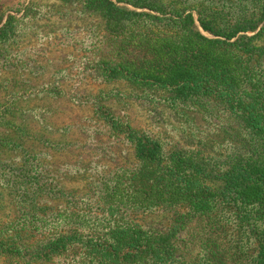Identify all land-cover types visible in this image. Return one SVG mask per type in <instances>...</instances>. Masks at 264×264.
<instances>
[{
	"label": "trees",
	"instance_id": "16d2710c",
	"mask_svg": "<svg viewBox=\"0 0 264 264\" xmlns=\"http://www.w3.org/2000/svg\"><path fill=\"white\" fill-rule=\"evenodd\" d=\"M59 1L101 26L71 38L67 45L78 54L53 75L46 96L61 97L67 80L124 83L151 111L169 108L190 122L185 110H199L225 136L217 155L178 145L114 116L102 105L110 94L97 97L88 120L98 135L132 149L134 161L98 173L83 194L63 188L37 154L0 140L1 150L18 155L0 161V179L20 214L0 231V258L190 264L179 257L177 235L195 225L207 242L216 235L224 249L223 255L204 249L193 264H264V0H246L248 11L230 19L198 0ZM16 25L14 17H0V57L16 41ZM40 142L60 153L70 147ZM155 213L166 215L165 228L139 221ZM204 227L209 234L201 233Z\"/></svg>",
	"mask_w": 264,
	"mask_h": 264
},
{
	"label": "rangeland",
	"instance_id": "374dc122",
	"mask_svg": "<svg viewBox=\"0 0 264 264\" xmlns=\"http://www.w3.org/2000/svg\"><path fill=\"white\" fill-rule=\"evenodd\" d=\"M180 1L185 5L192 3L190 0ZM200 4L206 9L215 7L219 11L221 8L220 14L225 19L248 11L246 0H198L196 5ZM78 10V7L65 6L59 0H0V17H14L18 32L16 41L7 46L0 57V140L13 141L37 154L51 175L57 173L56 180L63 188L83 194L88 181L98 173L134 161L132 149L112 141L105 134L98 135V126L88 120L92 114L91 101L110 94L102 105L114 116L132 126L161 133L165 139L178 145L199 147L206 153L217 155L216 145L225 136L218 123L204 119L199 110H185L190 122L169 108L151 111L134 99L138 90L128 84L99 85L86 80L75 85L74 80H67L61 97L50 98L43 93L53 81V75L68 67L69 57L78 54L67 45L71 38H80L81 28L101 26L99 19L83 17ZM67 29L75 33L65 36ZM44 139L70 147L60 153L62 148L40 142ZM17 156L0 148L2 162L12 161ZM12 201L13 196L0 179V231L9 228L7 226L20 215ZM139 221L157 230L165 228L168 223L162 213L142 216ZM198 232V228L191 225L190 230L177 235L178 254L182 260L193 264L200 252L209 248L219 249L217 253L223 255L224 243L216 235L210 236L207 242ZM201 233L210 232L204 227ZM0 264L12 263L0 258ZM220 264L236 263L223 260Z\"/></svg>",
	"mask_w": 264,
	"mask_h": 264
}]
</instances>
